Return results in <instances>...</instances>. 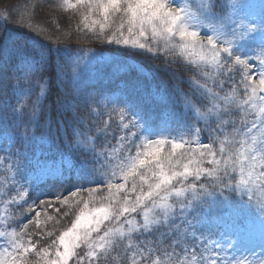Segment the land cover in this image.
<instances>
[{
  "label": "snow or ice",
  "instance_id": "1",
  "mask_svg": "<svg viewBox=\"0 0 264 264\" xmlns=\"http://www.w3.org/2000/svg\"><path fill=\"white\" fill-rule=\"evenodd\" d=\"M0 264H264V0L0 11Z\"/></svg>",
  "mask_w": 264,
  "mask_h": 264
},
{
  "label": "trees",
  "instance_id": "2",
  "mask_svg": "<svg viewBox=\"0 0 264 264\" xmlns=\"http://www.w3.org/2000/svg\"><path fill=\"white\" fill-rule=\"evenodd\" d=\"M20 3L21 5L24 4V0H3V3H0V11H2L5 7L11 4ZM10 27H14V25H10ZM22 31V29L20 30ZM94 49L97 51L103 50L104 55L108 57H121V58H127L124 51L122 49H119L116 45H99L98 42L91 45ZM133 61H140L146 69L150 68L151 65L148 64L146 61L143 60L140 56H134L132 57ZM71 218H69L70 220ZM65 223H68V221H65Z\"/></svg>",
  "mask_w": 264,
  "mask_h": 264
}]
</instances>
